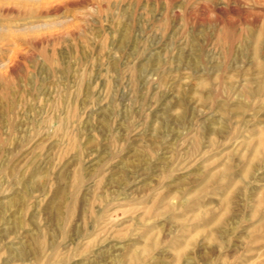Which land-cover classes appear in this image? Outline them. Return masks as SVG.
Instances as JSON below:
<instances>
[{"label":"rangeland","instance_id":"374dc122","mask_svg":"<svg viewBox=\"0 0 264 264\" xmlns=\"http://www.w3.org/2000/svg\"><path fill=\"white\" fill-rule=\"evenodd\" d=\"M264 0H0V264H260Z\"/></svg>","mask_w":264,"mask_h":264},{"label":"bare ground","instance_id":"6f19581e","mask_svg":"<svg viewBox=\"0 0 264 264\" xmlns=\"http://www.w3.org/2000/svg\"><path fill=\"white\" fill-rule=\"evenodd\" d=\"M260 264H264V260H262V261L260 262Z\"/></svg>","mask_w":264,"mask_h":264}]
</instances>
